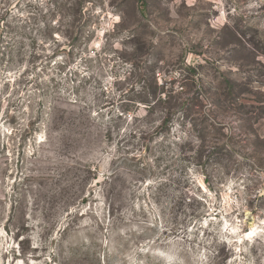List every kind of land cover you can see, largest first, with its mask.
<instances>
[{"label":"rangeland","instance_id":"rangeland-1","mask_svg":"<svg viewBox=\"0 0 264 264\" xmlns=\"http://www.w3.org/2000/svg\"><path fill=\"white\" fill-rule=\"evenodd\" d=\"M0 264H264V0H0Z\"/></svg>","mask_w":264,"mask_h":264},{"label":"trees","instance_id":"trees-1","mask_svg":"<svg viewBox=\"0 0 264 264\" xmlns=\"http://www.w3.org/2000/svg\"><path fill=\"white\" fill-rule=\"evenodd\" d=\"M152 84L148 90H145L143 95L137 101L145 104V107L151 109L155 106L164 107V117L160 126L151 132L144 131L143 134L150 135L153 140L155 137L162 136L164 131L170 130L172 124L171 118L174 114L181 111L185 105L186 98H183L185 91L166 89L164 84L158 82L156 76L153 74ZM257 140V139H256Z\"/></svg>","mask_w":264,"mask_h":264}]
</instances>
